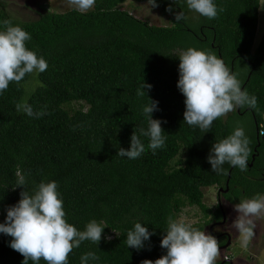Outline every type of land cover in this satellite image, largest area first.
Returning a JSON list of instances; mask_svg holds the SVG:
<instances>
[{"label": "trees", "instance_id": "16d2710c", "mask_svg": "<svg viewBox=\"0 0 264 264\" xmlns=\"http://www.w3.org/2000/svg\"><path fill=\"white\" fill-rule=\"evenodd\" d=\"M262 1L214 0L218 14L209 19L186 0H156L168 26L124 8L149 0H96L86 13L44 11L30 21L0 10V30L4 20L21 26L31 35L26 46L48 63L43 73L26 75L0 94V223L21 192L33 194L41 182L54 180L68 223L80 231L93 219L107 226L99 244L83 241L68 264H81L88 252L99 257L88 264H142L166 255L161 241L169 217L198 208L202 218L192 225L200 230L222 219L219 204L212 209L205 203L207 188L222 189L218 196L232 205L264 194V33L257 34ZM179 12L186 19L177 22ZM189 48L222 58L242 89L257 98L256 106L217 118L206 133L184 122L185 96L177 84L179 57ZM144 83L151 87L138 95ZM24 99L45 114L18 113L16 104ZM150 99L158 102L152 116L162 121L164 147L153 153L149 138L140 136L145 152L139 158L119 156L121 148L130 149L134 131L148 129L143 109ZM237 127L250 141L248 169L226 162L222 173L213 172V145ZM17 173L24 187L17 186ZM137 222L153 233L142 249L126 243ZM12 239L0 233V264H23Z\"/></svg>", "mask_w": 264, "mask_h": 264}, {"label": "clouds", "instance_id": "9594fccd", "mask_svg": "<svg viewBox=\"0 0 264 264\" xmlns=\"http://www.w3.org/2000/svg\"><path fill=\"white\" fill-rule=\"evenodd\" d=\"M96 0H68L75 10L86 13L95 5ZM152 7H157L156 0H149ZM190 10L214 19L218 14L214 0H186ZM171 11V9H169ZM219 11H223L222 8ZM186 19L183 12L176 15V21ZM4 26L0 30V94L9 87L10 83L19 84L26 75L43 73L48 63L42 55L30 50L26 42L31 35L19 25H12L10 20L2 21ZM179 80L177 87L185 96L186 111L184 122L190 126H198L208 132L214 120L236 110L238 107L254 108L257 98L242 90L237 74L225 64L211 50L189 48L180 57ZM138 91V95H144ZM143 111L149 117L148 129H140L139 135L134 131L131 137L130 149L121 148L119 156L137 159L145 152V145L140 136L149 138L147 147L155 153L164 147L166 136L161 126L162 121L153 119V112L157 110L158 102L152 101ZM17 112H23L30 117L43 116L44 112H34L27 99L16 104ZM250 141L242 127H237L227 138L213 145L208 157L212 171L218 174L224 170L226 162L232 167H239L241 171L248 169V158L251 154ZM18 175L17 186L25 185L22 175ZM59 185L56 181L41 182L33 194L21 192L19 202L8 208L5 223H0V233L11 236L10 247L23 257V264L29 260L39 264L44 260L46 264H68L69 254L81 243L90 240L99 244L105 226L103 221H90L84 231L78 230L66 220V212ZM238 216L232 224L238 231L241 244L247 247L256 228L255 219L264 213V194H257L252 198L241 200L235 205ZM166 235L163 236L161 247L167 250L161 258L144 260L142 264H216L220 255V242L207 234L204 230L194 227L185 220L169 217ZM150 233L144 224L137 222L134 229L128 231L126 243L128 247L142 249L144 242L150 240ZM110 240L111 237H108ZM94 252L81 256V264H88L89 260H98Z\"/></svg>", "mask_w": 264, "mask_h": 264}, {"label": "rangeland", "instance_id": "374dc122", "mask_svg": "<svg viewBox=\"0 0 264 264\" xmlns=\"http://www.w3.org/2000/svg\"><path fill=\"white\" fill-rule=\"evenodd\" d=\"M124 8L130 10L137 17L144 19L154 25H170L168 16H165L161 10L157 7H152L150 3H132L127 2ZM71 9H75L74 6L68 3V0H0V10L7 12L13 18L19 21H30L35 20L44 11H54L58 13L66 12ZM92 9V8H91ZM90 9V10H91ZM264 33V0L262 1L260 9V18L258 25V36H262ZM232 112L224 116L228 117ZM206 198L205 203L210 208H215L218 203L223 204L225 213L233 217L234 223L238 216V212L235 210V205L230 204L224 199L220 198L219 191L216 187L207 188L205 190ZM187 223H194L202 218V213L198 208L191 207L186 208L181 216ZM180 218V219H181ZM256 228L254 229L255 235L247 245L242 246L241 239L238 231L233 227L231 232L232 241L230 247L228 246L227 251L224 250L217 258L218 262H221V257L226 258L229 256L234 264H264V213L261 214L260 218L254 220ZM229 223L225 225L228 226ZM222 227H216V230H221ZM210 232L209 226H207L206 233ZM224 252V253H223Z\"/></svg>", "mask_w": 264, "mask_h": 264}, {"label": "flooded vegetation", "instance_id": "af4514ba", "mask_svg": "<svg viewBox=\"0 0 264 264\" xmlns=\"http://www.w3.org/2000/svg\"><path fill=\"white\" fill-rule=\"evenodd\" d=\"M218 204H220V203H218ZM222 214H223L222 215V219L214 221L209 226L210 232L208 233V234H211V235L215 236L218 239V241L220 242V251H221L220 254L222 253L223 250H224V252H225V250L227 251L228 246L230 247V244H231V241H232V234H231L230 231L233 230V228L231 227V224L233 222V217L230 216V218H229L228 215L225 213L224 209H223ZM227 223H229V224H228L227 227H225V225ZM218 226H221L222 229L221 230H216V227H218ZM206 230H207V227L205 228L204 231L206 232ZM229 240H230V244L227 247H224V246H226L228 244ZM222 257H221V262L216 261V264H230L229 262L232 261L229 256H226V258H222ZM233 262L234 261H232V263Z\"/></svg>", "mask_w": 264, "mask_h": 264}, {"label": "water", "instance_id": "95a60500", "mask_svg": "<svg viewBox=\"0 0 264 264\" xmlns=\"http://www.w3.org/2000/svg\"><path fill=\"white\" fill-rule=\"evenodd\" d=\"M249 78H250V75H249ZM243 90V89H242ZM238 109V112H240V107H238L237 108ZM231 172H229V174H230ZM221 191H222V189H220V192H219V195H220V193H221ZM228 191V189H226L224 192H227ZM221 198V197H220ZM220 204H219V206H220V209H221V211L223 212V204H222V202H221V199H220V202H219ZM230 244V240L228 241V244L226 245V246H224V247H227L228 245ZM224 263V262H223ZM230 264H233L232 263V261H230L229 262Z\"/></svg>", "mask_w": 264, "mask_h": 264}]
</instances>
